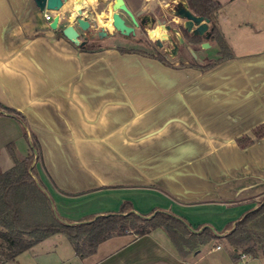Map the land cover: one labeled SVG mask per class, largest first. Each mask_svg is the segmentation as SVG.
<instances>
[{
  "label": "crops",
  "instance_id": "0c3cea01",
  "mask_svg": "<svg viewBox=\"0 0 264 264\" xmlns=\"http://www.w3.org/2000/svg\"><path fill=\"white\" fill-rule=\"evenodd\" d=\"M184 1L125 0L139 26L144 15ZM219 1L218 27L234 55L200 67L193 63L220 57L199 51L219 50L205 37L183 47L174 65L118 44L86 50L65 37L62 29L74 23L81 41L91 42L89 28L74 21L76 9L95 12L93 24L101 13L109 21L115 0H66L56 29L35 0H0V103L24 117L0 108V173L15 165L8 145L22 158L35 135L41 156L33 176L60 216L77 221L130 201L136 213L161 208L193 227L210 226L224 240L226 225L257 208L264 193V136L255 134L264 125V24L242 35L243 1ZM206 40L209 47L202 46ZM246 134L254 142L241 147L237 139ZM53 244L43 251L55 264H238L250 257L235 259L223 242L183 256L163 228L114 235L85 258L66 243ZM251 258L264 264V247Z\"/></svg>",
  "mask_w": 264,
  "mask_h": 264
},
{
  "label": "trees",
  "instance_id": "16d2710c",
  "mask_svg": "<svg viewBox=\"0 0 264 264\" xmlns=\"http://www.w3.org/2000/svg\"><path fill=\"white\" fill-rule=\"evenodd\" d=\"M189 7L197 15L210 20V37L219 45L220 57L215 61L200 67L232 57L234 55L229 43L218 27V14L222 7L219 0H186ZM205 36L193 37L194 42H201ZM81 48L98 49L92 42H85ZM146 52V51H143ZM156 55L159 59L171 65L163 55ZM9 113L24 122L23 115L12 107L0 103ZM262 129V131L260 130ZM256 137L264 136V125L255 129ZM24 135L27 137L26 129ZM241 147L254 142L250 135H243L237 139ZM8 149L15 160V165L0 173V238L6 246H0L2 262H16L24 251L44 239L58 233L66 235L71 242L75 253L81 258L94 254L101 242L108 238L132 232L141 236L157 228H163L169 235L176 250L183 256L199 250L209 242H219L221 236L210 226L202 224L193 227L185 218L161 208H154L148 213H136L130 201H124L119 210L99 215H86L77 221H71L60 216L54 209V204L46 186L38 182L33 174H37L33 162L41 156L39 140L34 135L30 152L19 158L16 156L13 143ZM234 222L226 225L230 229L224 240L232 246L233 255L238 259L243 254L255 257L258 253V244L264 247V234L257 230L264 226V202L257 208L247 211L240 217L233 228Z\"/></svg>",
  "mask_w": 264,
  "mask_h": 264
},
{
  "label": "rangeland",
  "instance_id": "374dc122",
  "mask_svg": "<svg viewBox=\"0 0 264 264\" xmlns=\"http://www.w3.org/2000/svg\"><path fill=\"white\" fill-rule=\"evenodd\" d=\"M242 1L243 2L238 6L237 11L241 14V16H240L241 23L244 24V27L246 28L245 31L242 30V32H241V34L243 35L245 32L253 31L254 28H257L258 26H261L264 24V0H242ZM224 6H225L224 10L229 15V13L231 12V10L229 9L230 6H227L226 4ZM102 8H103V6L101 5L100 7L97 8V11L100 12V10ZM122 13H123V16L127 19V22L128 23L131 22L134 25L131 17H129L124 12H122ZM101 14H102V17L104 20L109 18L104 13H101ZM171 17H173L174 19L177 20V16L173 15L172 12L166 13V18H165L166 23L169 24V23L173 22V21H171ZM247 17H248V19H246ZM110 20H112V19H110ZM96 23L92 24L89 27L87 35H88V39L93 44H95L97 46H104L107 44H109V45L110 44H118V45L126 46L125 48L130 47L129 49H136L138 51H146L149 53H158V51H159V53H160V50H158V49L154 50L153 48H150L147 46V43L145 42L146 34H145V31H144L142 26L134 25L135 26V32L131 33L129 35H126L129 38L125 39L119 33H116L115 35H112V36L105 35V34H107V30L105 28L106 26L105 25L100 26V24L103 22L100 21L99 19L97 20ZM111 23L112 22L110 21L107 24L109 27L113 28V25H111ZM250 33L252 34V32H250ZM257 35H259V32L255 34V36H257ZM199 51H207L208 53H210V54L212 53L216 56L218 54L219 50H218V47L217 48L212 47V48H208L205 50H199ZM160 55H165L164 57L168 61L171 62V65H174L178 61L177 56L172 57L171 55H167L165 53L164 54L160 53ZM183 63H185V62H183ZM260 130L262 131V129H260ZM259 199H260V201H259V205H260L262 202H264V193L260 196ZM54 209H55V207H54ZM257 231L261 234H264V226L261 228H258ZM62 242L66 243V245L69 249H74L71 242L69 241L68 237L64 234L59 233V234H56L55 236H52L49 240L43 242L38 247L22 253L18 257L19 262H16L15 264H55V261L53 260V257L51 256V254L45 253V251H43V249H45L46 246L54 245L53 243L59 244V246L61 248ZM222 242L224 244L230 246L226 240L219 241V244ZM260 245L261 244L259 243L258 248L260 247ZM230 247H232V246H230ZM70 252L72 253L73 251H70ZM58 255L61 258L65 255V253H61V251H59ZM242 263L252 264L253 263L252 258L249 257L246 260L240 261L238 264H242ZM3 264H6V263L4 262Z\"/></svg>",
  "mask_w": 264,
  "mask_h": 264
},
{
  "label": "water",
  "instance_id": "95a60500",
  "mask_svg": "<svg viewBox=\"0 0 264 264\" xmlns=\"http://www.w3.org/2000/svg\"><path fill=\"white\" fill-rule=\"evenodd\" d=\"M37 5L41 10H51L54 12H57L55 16L53 17V20L51 21L50 26L53 29H56L59 24L60 20V14L58 11L63 7L66 0H35ZM78 3H83V0H77ZM177 17H179L182 21L179 23L180 26H183L192 33L195 36H205L206 39H209L210 37V20L209 18H206L202 15L195 14L192 9L189 7V4L187 1L177 3ZM113 13H112V24L114 28L121 32L122 34L129 35L131 33L135 32V26L139 25V22L136 18L135 13L132 11V9L127 5L125 0H115V2L112 5ZM125 12L129 17H131L133 24L127 23L126 19L123 17L121 12ZM95 14L93 11H88L86 14H84V8L79 7L76 9L74 21L77 23V25L81 29H88L93 23L92 18L90 15ZM97 17V16H96ZM171 27L166 24H157L155 27L149 30V34L153 38H158L161 31L162 33L161 38L164 41H171L172 38L168 34V30H170ZM63 34L65 37H67L69 40H71L73 43L77 45L83 44L85 41H81L80 39V32L74 25V23H70L66 27L62 29ZM178 32V28H177ZM106 35V34H105ZM182 43L184 42V38L180 35ZM203 47H209L210 42L208 40L202 42Z\"/></svg>",
  "mask_w": 264,
  "mask_h": 264
},
{
  "label": "flooded vegetation",
  "instance_id": "af4514ba",
  "mask_svg": "<svg viewBox=\"0 0 264 264\" xmlns=\"http://www.w3.org/2000/svg\"><path fill=\"white\" fill-rule=\"evenodd\" d=\"M169 7L166 9V12L161 11L160 8L157 9V11H160L159 14H154V13H149L144 15L143 19H142V27L145 31L146 34V39L145 42L147 43V46L150 48H153L154 50L158 49L160 50V53L162 54H167V55H171L173 56H177V54L179 52L182 51L183 47L190 45V44H195L198 42H194L193 41V37H195V35H193L192 33H190L189 31H187V29L183 26L179 25V21H177L176 19H174L173 17H171V23H166V13H173V15L177 16V8L178 5L177 4H173L169 3ZM164 12V13H163ZM166 24L169 25L171 27L170 30H168V34L171 36L172 40L171 41H164L161 38V35L163 31L160 32L159 37L158 38H153L150 34H149V30L152 29L153 27H155V25L157 24ZM177 28H178V32H177ZM117 33H119L122 37H124L125 39H128L129 37L126 36L125 34H122L121 32L117 31ZM107 36H111V34L107 31ZM180 35L184 38V42L182 43ZM159 51L158 53H154V54H160ZM165 56V55H163Z\"/></svg>",
  "mask_w": 264,
  "mask_h": 264
},
{
  "label": "built area",
  "instance_id": "2783aa9c",
  "mask_svg": "<svg viewBox=\"0 0 264 264\" xmlns=\"http://www.w3.org/2000/svg\"><path fill=\"white\" fill-rule=\"evenodd\" d=\"M45 12H44V15H45V17L48 19V20H53V15H52V11L51 10H47V9H45L44 10ZM218 248H221V245H218L217 246ZM247 257V255H245V254H243L242 255V258H246Z\"/></svg>",
  "mask_w": 264,
  "mask_h": 264
},
{
  "label": "bare ground",
  "instance_id": "6f19581e",
  "mask_svg": "<svg viewBox=\"0 0 264 264\" xmlns=\"http://www.w3.org/2000/svg\"><path fill=\"white\" fill-rule=\"evenodd\" d=\"M99 19H100V21H102L103 23H106V24L110 22V20L109 21L104 20L102 17V14L99 15Z\"/></svg>",
  "mask_w": 264,
  "mask_h": 264
}]
</instances>
